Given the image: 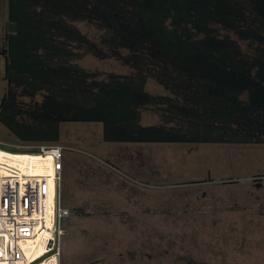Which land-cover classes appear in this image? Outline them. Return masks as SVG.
<instances>
[{"label": "rangeland", "instance_id": "1", "mask_svg": "<svg viewBox=\"0 0 264 264\" xmlns=\"http://www.w3.org/2000/svg\"><path fill=\"white\" fill-rule=\"evenodd\" d=\"M30 1L0 0V51L9 47L8 37L13 39L9 58L14 62L9 69L17 70L16 77L19 76L13 78L11 89L19 78L18 85L28 87H24L25 91L36 92L30 96L26 91L21 97L23 89L16 84V104L20 100L28 104L55 103L50 110L53 117L78 118L73 113L80 104L72 97L92 103L91 88L96 86L90 83L83 97L82 83L76 82L70 88L67 78L79 80V66H68L66 71L68 59L59 48L39 51L33 45L31 53L39 65L29 66L27 59L22 61L23 56H29L26 39L35 38L37 28ZM175 2L182 6L185 19L197 21L205 16L203 10L211 6L208 0ZM224 5L238 6L244 17L254 13L258 18L254 10L260 5L258 0H225ZM169 8L172 7L168 5L166 9ZM258 10L262 16L261 7ZM232 21L236 23V19ZM76 62L85 67L84 77L90 81L97 80L95 70L100 78L107 77L110 71L130 72L113 60L92 55ZM4 65L0 57V140L26 151L37 144L18 141L15 131L24 130L25 126L19 128L17 124L28 117L10 109L9 94L3 102L4 93H9ZM54 82L58 89L61 82L69 88L67 96L62 95V90L55 93ZM248 84L256 88V82ZM258 89L259 92L261 88ZM146 90L158 95L167 93L154 79L146 82ZM261 91L263 95L257 94L248 102L241 100L245 94L239 96L234 107L231 102L221 116L212 118L208 112L194 109L195 105L188 107L189 111L169 106L172 117L167 101L160 103L166 114H157L163 112L160 109L145 108L137 123L155 134L154 143L103 141L104 123L96 118L60 123V140L53 143L66 146L64 204L70 214L73 208H82L67 223L62 264H264ZM56 122L59 121L50 117L43 132L50 134ZM173 128L179 137L167 132Z\"/></svg>", "mask_w": 264, "mask_h": 264}, {"label": "trees", "instance_id": "2", "mask_svg": "<svg viewBox=\"0 0 264 264\" xmlns=\"http://www.w3.org/2000/svg\"><path fill=\"white\" fill-rule=\"evenodd\" d=\"M175 1L177 0L30 1L32 18L36 20L34 27L37 28L34 29L35 38L31 41L26 39L29 56H23L22 61L27 59L29 66L39 65L34 63L36 59L31 53L32 45L39 51L59 48L68 59L66 71L68 66H79L80 69L77 71L79 80L73 76L67 78L70 88L76 82L82 83L83 97V92L89 89L90 83L96 86L91 88L92 103L81 101L77 96L72 97L80 104L73 113L78 118L61 117L59 120L50 115L55 103L49 105L45 101L42 104H28L20 100V104H16L18 78L10 96H7L10 109L16 113L21 111L22 116L28 117V120L23 121L25 124H17L19 128L25 126L24 130L15 131L18 141L35 144L57 142L61 137L58 128L60 123L85 122L96 118L104 123L103 141L154 143L157 141L155 134L137 123L145 108H152L153 111L160 109L164 113L157 114H166L164 105L160 104L164 101H167L168 109L169 106L176 108L177 105V108L180 106L184 111H189L188 107L194 108L195 105L194 109L208 112L212 118L221 116L231 102L234 107L236 99L241 95H246L241 99L244 102L263 95L264 0H258L260 5L254 9L255 13L258 12V18L254 13L252 17H244L238 6L224 5L225 0H208L211 6L203 10L205 16L199 21L194 18L185 19L182 6H178ZM168 5L172 8L166 9ZM259 7L262 16L259 15ZM187 11L191 13L190 9ZM232 19H236V23ZM15 36L19 34L14 35V40L17 41ZM12 41L8 37L10 55ZM89 55L100 60H113L130 69V72L110 71L107 77L100 78L99 72L95 70L96 73H93H98L97 80H86L84 74L87 72L82 69L85 67L80 66L76 60ZM13 62L11 59L10 63ZM16 72L17 70L10 71L8 68L11 83L13 78L19 77H16ZM44 74L46 75L45 72ZM151 79L163 85L167 93L158 95L146 90V82ZM249 81H253V84L256 82L257 91L254 85L248 86ZM54 83L56 87L57 84ZM60 86L61 88L54 89L55 93L62 90V95L67 96L69 88L62 82ZM18 87L23 89L21 97L27 92L36 94L35 89L26 92V85ZM258 88H261L259 92ZM200 104L202 107H197ZM170 111L169 116L172 117L173 111ZM83 113L89 116L85 117ZM228 113L232 115V112ZM61 114L65 115L64 112ZM50 117L59 122L51 126H55L57 130L51 129L48 134L43 132V128ZM175 129L167 132H173L179 137V132ZM11 150L22 151L16 147ZM79 209H72L66 220V228L71 217L78 215Z\"/></svg>", "mask_w": 264, "mask_h": 264}, {"label": "built area", "instance_id": "3", "mask_svg": "<svg viewBox=\"0 0 264 264\" xmlns=\"http://www.w3.org/2000/svg\"><path fill=\"white\" fill-rule=\"evenodd\" d=\"M12 147L0 140V264H62L70 216L62 191L66 146Z\"/></svg>", "mask_w": 264, "mask_h": 264}, {"label": "flooded vegetation", "instance_id": "4", "mask_svg": "<svg viewBox=\"0 0 264 264\" xmlns=\"http://www.w3.org/2000/svg\"><path fill=\"white\" fill-rule=\"evenodd\" d=\"M5 49H7V51L5 52V54H0V57H2L4 59V63H5L4 67H5V71H6V76L4 79L7 80V85L9 87V93L8 92L4 93L3 102L5 101V97H7L8 94L11 93V85H12L11 80L8 77V68H9V64H10V58H9L10 57V50H9V48H4L3 50H5ZM3 50H1L0 52H2ZM28 95L32 96V94H28ZM259 185H260V187H263V184H259Z\"/></svg>", "mask_w": 264, "mask_h": 264}, {"label": "bare ground", "instance_id": "5", "mask_svg": "<svg viewBox=\"0 0 264 264\" xmlns=\"http://www.w3.org/2000/svg\"><path fill=\"white\" fill-rule=\"evenodd\" d=\"M2 155H3V153H0V158H2ZM19 158H22L23 161H26L29 158V156H27V154H23L22 156H19ZM39 159H40L39 157L38 158L34 157L35 161H39ZM34 160H33V163H34ZM38 170H41V168H38Z\"/></svg>", "mask_w": 264, "mask_h": 264}, {"label": "water", "instance_id": "6", "mask_svg": "<svg viewBox=\"0 0 264 264\" xmlns=\"http://www.w3.org/2000/svg\"><path fill=\"white\" fill-rule=\"evenodd\" d=\"M6 51H7V49H5L2 52H0V54H5ZM65 220H67V218Z\"/></svg>", "mask_w": 264, "mask_h": 264}, {"label": "crops", "instance_id": "7", "mask_svg": "<svg viewBox=\"0 0 264 264\" xmlns=\"http://www.w3.org/2000/svg\"><path fill=\"white\" fill-rule=\"evenodd\" d=\"M142 149H143V148H139V150H141V151H142ZM143 151H145V149H144Z\"/></svg>", "mask_w": 264, "mask_h": 264}]
</instances>
